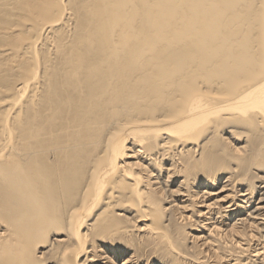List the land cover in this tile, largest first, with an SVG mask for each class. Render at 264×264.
Returning <instances> with one entry per match:
<instances>
[{
    "label": "bare ground",
    "instance_id": "obj_1",
    "mask_svg": "<svg viewBox=\"0 0 264 264\" xmlns=\"http://www.w3.org/2000/svg\"><path fill=\"white\" fill-rule=\"evenodd\" d=\"M0 264H264V0H0Z\"/></svg>",
    "mask_w": 264,
    "mask_h": 264
}]
</instances>
